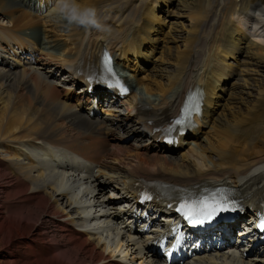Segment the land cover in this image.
<instances>
[{"label":"bare ground","instance_id":"1","mask_svg":"<svg viewBox=\"0 0 264 264\" xmlns=\"http://www.w3.org/2000/svg\"><path fill=\"white\" fill-rule=\"evenodd\" d=\"M130 1L73 0L75 11L109 2L107 18L95 12L100 14L96 22L109 31L89 29L85 34L76 30L63 60L37 52L36 45L49 32L41 39L40 28L24 34L0 24V155L8 152L14 157L0 160V264H160L151 248V235L139 232L141 225L130 232L139 217L133 218L130 208L120 207L122 202L136 200L135 184L140 179L166 184L178 194L206 185H230L250 211L262 208L264 148L259 154L254 148L264 146V121L257 115L231 105L229 114L216 117L215 139H207L203 145L197 142L198 158L212 163L206 169L187 153L161 144L159 128L177 115L184 93L194 86L205 91L201 115L194 117L196 123L211 119L212 96L224 72L218 63L226 55L245 52L264 69V45L248 39L240 27V18L246 17L264 31V8L258 0L183 3L186 9L198 3L202 6L187 18L186 27L182 25L183 34L171 21L163 39L166 43L167 37L184 41L189 25L200 19L198 34L189 51L186 42L174 51L173 68L161 64L148 73L154 87H142L147 96L139 91L140 96H130L141 112L132 113L125 107L121 115L106 108L90 115L91 106L84 105L88 82L78 71L97 65L103 47L118 51V60L128 52L148 58L141 47L142 28L126 25L134 22ZM136 1L138 14L143 0ZM29 2L0 0V12L13 19V24L23 25L34 18L25 7ZM250 9L254 14L248 13ZM145 16L157 19L153 8ZM217 26L223 33L215 32ZM15 44L21 53L11 55L9 50ZM165 52L172 55V48L167 46ZM32 56L35 63L29 62ZM172 58H167V64L174 63ZM60 70L67 73L62 84L56 81ZM77 77L84 85L73 91ZM243 117L247 121L239 123ZM196 129L180 137L179 143L187 136H197ZM129 137L133 141L128 144ZM44 153L55 156L56 164L46 161ZM71 153L87 162H76ZM163 200L153 201L154 206L161 207ZM199 264H264V245L246 253L206 255Z\"/></svg>","mask_w":264,"mask_h":264},{"label":"rangeland","instance_id":"2","mask_svg":"<svg viewBox=\"0 0 264 264\" xmlns=\"http://www.w3.org/2000/svg\"><path fill=\"white\" fill-rule=\"evenodd\" d=\"M181 12H182V14H181ZM75 13H76V11H75ZM176 13H178V14H176ZM1 16H2V14L0 12V24L1 25L8 27L10 29H14L20 33H24V34L31 33L30 31L32 30V28H35V29L36 28L37 29L42 28V21L39 19V16H36V15H33V17H34L33 19L26 20L25 24H23V25L20 23L19 24H16V23L13 24L12 23L13 19H9L5 15L2 17ZM160 16L163 18V24L158 28V31L153 35V37H154L153 47L156 51L154 53L155 59L159 62H162L163 65H166L167 67H169L171 65V68H173L174 64L176 63L175 59L172 58L174 56V54L176 53L174 51L176 49H182L183 45H184V41L182 39L172 40L170 37H167V39H166L167 43H166L164 41L163 37H164L165 33H167L169 31L171 25L175 26L176 28H179V30H182L181 29L183 27L182 25H184L186 27L190 22L187 19L188 16L186 15L185 12L180 11L176 8H172V7H170L169 12H167V11L160 12ZM171 21H174L175 24H171ZM172 30H171V32L175 33L174 32L175 30L174 29H172ZM183 32L184 31L182 30V34H183ZM185 35H184V37H185ZM185 39L186 38H184V40ZM167 46L172 48V55L166 54L165 51H166ZM160 57H162V59H161L162 61L159 60ZM167 58L168 59L172 58V61L174 63L167 64L168 63V61H166ZM131 65L134 69L133 64H131ZM153 71L154 70H152V72ZM149 72H151V71L140 72L138 74V77L139 78L143 77L142 79H144V81L150 82L148 80V75L150 74ZM246 83H248V84H246ZM145 86L146 85H140L138 88V91L140 92L139 94L144 96V97L147 96L144 93V91L142 90V87H145ZM147 87L153 88L154 85L151 82V84H149V86H147ZM263 88H264V80L262 79V77L259 74L258 75L257 74L248 75V77L245 80L238 77V75H236V74L233 75V77L229 78L227 83L225 84L224 96L226 97L228 103L224 107L225 109H223L224 110L223 114H229L230 111L228 110L227 107H229L231 105H238L241 108V110H247L250 107L254 106V104L259 103L258 104L259 106H257V104L255 106H257L260 109H264V94H260L261 91L263 90ZM242 101H244L245 104H242ZM261 105H262V108L260 107ZM223 114H221V115H223ZM255 148H260L261 150H263L264 146H262V147L255 146ZM13 158L14 157H11V155L8 154V152H5V154L1 153V155H0V160H4V161L12 160ZM191 159L194 160L193 157H191ZM194 161H197V160H194Z\"/></svg>","mask_w":264,"mask_h":264},{"label":"snow or ice","instance_id":"3","mask_svg":"<svg viewBox=\"0 0 264 264\" xmlns=\"http://www.w3.org/2000/svg\"><path fill=\"white\" fill-rule=\"evenodd\" d=\"M123 91H127L123 89ZM180 121H177L179 123ZM231 210V206L225 200H213L209 203L207 200L197 201L193 204L182 203L177 211L180 212L189 225L193 227L202 226L211 222L220 212ZM264 229V220L258 225ZM179 239V238H178Z\"/></svg>","mask_w":264,"mask_h":264}]
</instances>
